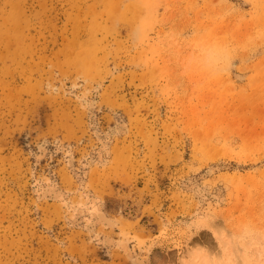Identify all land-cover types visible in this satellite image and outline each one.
<instances>
[{"label":"rangeland","instance_id":"obj_1","mask_svg":"<svg viewBox=\"0 0 264 264\" xmlns=\"http://www.w3.org/2000/svg\"><path fill=\"white\" fill-rule=\"evenodd\" d=\"M96 198L145 264H264V0H0V264H130Z\"/></svg>","mask_w":264,"mask_h":264},{"label":"bare ground","instance_id":"obj_2","mask_svg":"<svg viewBox=\"0 0 264 264\" xmlns=\"http://www.w3.org/2000/svg\"><path fill=\"white\" fill-rule=\"evenodd\" d=\"M90 103H91V101H90ZM82 108H85V110L87 112V116H88V114H90V112L93 111L92 110V108H93L92 104H89L88 102H86L85 105L82 104ZM93 126H94V124H93ZM121 132H123L124 135L127 134V130L124 129L121 124L115 123V125H113L112 128L107 129V131L105 133H103V135L99 134V136L102 137L100 140L101 141L100 142L101 143L100 148L97 151L98 152L97 157L90 158V160L88 162L90 167H92L93 164L94 165L96 164L99 166L101 165L103 167L108 166V163L110 160L107 158V154L110 152V145L108 144V142L111 140L110 136L116 137ZM44 146H45V142L41 143L39 145V150H42L44 148ZM71 156H70V154H68V156H67L69 158L67 160L66 165L69 169H72L75 166L74 165L75 160ZM103 167H101V168H103ZM211 172H212L211 168L207 169V172L205 173V175L208 176V175H210ZM44 183L45 184L43 186L41 185L40 189L37 191V193H38L37 196H38L39 200L44 201V199H45V200L57 201L59 205L61 204V206H64V207L68 206V204L70 205L68 200H66L64 197L63 190L61 191L56 184L52 185L51 181H49L48 179L47 180L45 179ZM85 198H86V196L83 195V193H82L79 195V198L75 202V204L72 203L73 207H75V209L73 208L74 211H71L72 213L73 212L76 213V206L77 207H85V205H86ZM96 199H94L93 202H91V205L89 207H87V209H88L87 212L90 214V218H87L86 225L84 226V228H85L84 231L86 232L85 234H88L91 238H94V237L96 239L98 238L101 241L104 249L107 250L109 255L113 249H117V250H120L124 254V256L126 257L125 259H127L130 262V264H145L146 260L142 259L140 257V255L137 254V252L135 253V251H133V249L129 246L127 241L122 240V239L115 240L113 238V236L111 235V232H113V230L115 231L116 229H121V227H122L121 223L119 221L120 219L118 220L116 217L109 216L108 213L103 209L104 208L103 202L99 199H97V200ZM71 202H72V200H71ZM69 213H68V217H69ZM81 214H82V212H81ZM73 216H74L73 214L70 216L72 218V220H73ZM226 244H230V242H227ZM233 252H232V250H231V252L230 251L225 252L224 257L227 256V258H228L227 261L225 260V258L222 259V261L219 260V258H218L217 260H214V261H216L214 264H230L231 260L229 261V259L233 257V260H234V258L236 257V256H234L236 253L234 254Z\"/></svg>","mask_w":264,"mask_h":264},{"label":"clouds","instance_id":"obj_3","mask_svg":"<svg viewBox=\"0 0 264 264\" xmlns=\"http://www.w3.org/2000/svg\"><path fill=\"white\" fill-rule=\"evenodd\" d=\"M219 53L215 49H209L206 53V61L211 64V62L217 58Z\"/></svg>","mask_w":264,"mask_h":264}]
</instances>
